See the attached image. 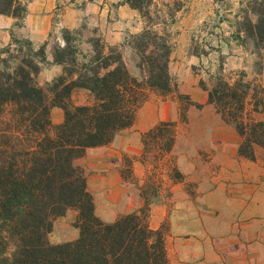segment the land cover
<instances>
[{"label": "trees", "instance_id": "trees-1", "mask_svg": "<svg viewBox=\"0 0 264 264\" xmlns=\"http://www.w3.org/2000/svg\"><path fill=\"white\" fill-rule=\"evenodd\" d=\"M246 5L231 38L240 46L250 41L264 61V0ZM25 13L26 3L0 0V15L15 19L14 26L20 27ZM71 35L80 41L79 31L63 30L53 62L46 58V42L36 46L13 32L0 46V264H168V227L150 226L151 203L102 221L86 176L74 162L131 128L151 95L177 93L169 68L172 47L149 30L133 37L128 43L137 59L133 75L119 48L96 38L83 50L71 44ZM53 65L60 73L39 86L41 68ZM244 77V72L224 75L219 66L199 87L223 122L235 127L241 138L238 157L254 161L256 149L264 151V120L256 107L248 110ZM79 96L83 99L76 100ZM179 98L185 102L178 108L183 123L192 103L187 95ZM53 108L63 113L59 124L52 121ZM176 126L159 123L142 135L143 145L157 147L161 156L169 153ZM69 211L76 213L77 239L50 244L53 220Z\"/></svg>", "mask_w": 264, "mask_h": 264}, {"label": "crops", "instance_id": "crops-1", "mask_svg": "<svg viewBox=\"0 0 264 264\" xmlns=\"http://www.w3.org/2000/svg\"><path fill=\"white\" fill-rule=\"evenodd\" d=\"M15 1L26 3V13L20 27L14 26L17 21L12 17L0 15V46L9 42L10 32L33 43L54 40L63 44V30H83L105 45L119 48L126 61V55L135 56L128 44L133 37L146 30L156 32L172 44L170 70L179 68L182 82L185 73L189 75L188 81L183 83L187 87L183 86L182 92L192 104L202 106L199 110L192 106L194 109L186 112V120L180 125L175 103L165 100L152 104L147 117L136 123V132L124 137L117 134L111 144L88 149L74 162L76 167L85 171L96 215L104 222H113L118 215L140 207L138 195L132 199L135 205H129L128 184L120 175L122 157L133 153V147L139 149L142 135L154 126L162 122L176 123L174 146L164 157L173 156L174 167L185 177V182L188 180L194 184V188L187 189L182 183L170 184L167 191H159L154 197L151 213L157 226L153 228L151 223L150 226L158 229L160 223L167 220L168 264H264V160L257 159V153L263 150L256 149L254 161L238 157L241 138L235 127L223 122L214 106L209 104L207 92L198 88V80L190 74L192 67L206 62L203 55L193 53L188 45L178 41L185 34L194 33L195 39L208 40L211 33L195 29L196 26L210 29V19L202 17L198 6L201 1L210 0H193L187 11L185 6L174 8L177 0H147L150 17L135 0ZM153 9H156L155 16ZM223 24L227 28L224 43H236L230 37L235 29L234 23L227 19L220 22ZM220 28L213 29L214 33ZM207 47L210 45L204 46L209 52ZM237 47L241 49V46ZM218 48L214 51L225 54L222 46ZM126 63L128 66V61ZM133 126L135 123L131 128ZM181 126L193 130L203 143L200 146L188 143L186 153L178 156L176 149ZM121 137L125 141L120 142ZM187 141L191 140L187 137ZM198 171L202 173L198 175ZM90 172L93 174L88 177ZM101 198L105 199L109 213L98 207ZM123 199L126 200L124 205ZM74 214L70 215V225L76 218ZM77 237L76 228L69 233L54 225L48 241L61 244Z\"/></svg>", "mask_w": 264, "mask_h": 264}, {"label": "rangeland", "instance_id": "rangeland-1", "mask_svg": "<svg viewBox=\"0 0 264 264\" xmlns=\"http://www.w3.org/2000/svg\"><path fill=\"white\" fill-rule=\"evenodd\" d=\"M193 0H177L174 4V8H180L181 6H185V11L188 10V7H190ZM250 0H210V1H201L199 3V13H201L202 17H206L210 19V29L208 30V27L205 26H196V31H207L208 33H211V36L208 37L207 41H199V38L197 37L195 39V33L192 34H185L183 37L179 38L178 41H180V44L188 45L189 49L192 50L193 53L198 55H203L204 64H198L195 67H192L190 70V74L192 73V76L195 77L198 83L199 82L208 81V75H213L218 67L223 68V74H234L239 72H244L245 77L243 78V81L248 83L249 92L247 97V103H248V110L253 109L256 107L260 111H262L261 115H259V119L264 120V61H262L258 55L255 52L253 44L246 40L243 46L240 47V45L236 42L233 44H227L223 41L225 34L224 32H227V28L225 27V24L220 25V22L222 20H229L234 23L235 26H238L237 23L242 22L241 19L238 18L240 9L242 11L246 10V3ZM136 5H141L145 8L144 13L147 14V16L150 17L149 12L151 10L147 9V0H135ZM242 5V6H240ZM156 9H153L154 16ZM153 16V20H154ZM242 17L245 16V14L241 15ZM213 19V22H212ZM252 21H256V18L254 16H251ZM201 25V24H200ZM220 26L221 30H217L216 34L214 33L213 29ZM198 27V28H197ZM236 28L234 29V31ZM233 31V32H234ZM80 34V41L77 40L73 35L69 36L71 39L72 45H79L83 50H88L90 48V43H93L96 38L89 32V31H79ZM231 37V36H230ZM234 42V41H233ZM46 57L49 61H52L56 58L55 50L58 46H61L63 44H60L56 41L46 42ZM43 43H35L36 46H39ZM172 47V44H170ZM205 45H210V47H207L208 49H204ZM218 46H222L225 54H220L219 52H216L214 50H218ZM239 46L241 49L238 50ZM217 47V48H215ZM212 50V52H211ZM228 54V55H227ZM229 59V60H228ZM179 63H181V59H177ZM126 61H128V68L130 72L133 75H137L136 70V63L137 59L136 56L132 55H126ZM211 63L213 67L211 66ZM215 66V67H214ZM206 67V68H204ZM170 68V65H169ZM58 71V73L56 72ZM61 71V68L58 66L54 67H42L40 70V73L37 77V83L39 86H44L47 82L51 81L52 75L55 73L56 75L59 74ZM171 75L176 81L177 84V93L163 98L156 95H151L149 99L144 103V105L141 107V109L138 111L136 118H135V126L133 128H129L127 130L120 131L118 134L123 135H130L137 131L136 129V123L138 121H143L145 117L151 112L152 104H159L160 101L169 100L176 104V109H184L185 102L183 99L179 98V95H186L185 92H182L183 86L185 88L187 85H183L185 81H188L189 75H184L183 82L180 80V72L179 68L174 70L173 68L170 70ZM54 77V76H53ZM236 78V76H235ZM201 89V88H200ZM202 90V89H201ZM83 96H79L76 100H82ZM210 104V103H209ZM192 106H195L196 110H199L202 108V106H197L192 104ZM189 107L187 109L190 110ZM194 109V108H192ZM187 115V114H186ZM63 113L60 109L53 108L51 110V118L54 124H59L62 121ZM180 120V125L183 124ZM184 128V130H182ZM179 132L181 135L179 136V141L177 143V149L176 154L184 155L186 151L189 148L188 143L194 144V146H197V144H202L203 140L201 138H198L196 134H194L193 130H186L185 127L181 126L179 129ZM124 137V136H123ZM121 137L120 142L125 141V138ZM187 137L191 141H187ZM114 141V140H113ZM112 141V142H113ZM142 142V137H141ZM264 152L260 151L257 153V159L259 161L264 160ZM165 155H160L159 150L157 147H152L151 149L147 145L140 146L139 149L133 147V153L127 154V157H122L121 165H120V175L122 177V180L128 184V191L126 193V196L130 199V206H134V202L132 199L136 197L137 195L140 197L141 205L138 209L131 211L135 212L139 210L143 205L144 202L147 200L149 201L150 207H149V223H151V226L154 228L157 226V223L154 222L152 219V204L154 202V197L159 193V191L165 190L167 191L169 189L170 184H176V183H182L183 186L187 189L194 188V184L192 182H189L186 180L184 181L185 177L180 175V173L177 171L176 167H174V159L173 156L171 158L164 157ZM202 156V154L200 155ZM175 169V170H173ZM83 173L85 174L84 169H81ZM179 173L180 176L177 175ZM202 171H198L197 174L200 175ZM93 173H87V176H92ZM101 184V183H100ZM93 197V196H92ZM94 199V197H93ZM126 202L125 199H123L122 205H124ZM100 210L104 213H109V207L105 203V199H100V204L98 205ZM129 212V213H131ZM75 212L69 211L62 217H56L52 222V228L54 225H57L60 231L65 232H71L73 227L68 223L70 219V215H75ZM69 214V215H68ZM127 214V213H126ZM122 215V214H121ZM119 216V215H118ZM75 221V220H74ZM160 226H163V228L168 227L167 220H164L160 223ZM159 226V228H160ZM52 232V229H51ZM50 232V233H51ZM49 238V236H48Z\"/></svg>", "mask_w": 264, "mask_h": 264}]
</instances>
